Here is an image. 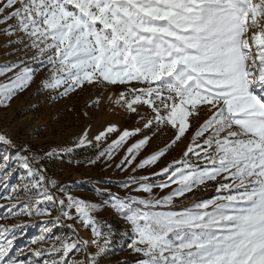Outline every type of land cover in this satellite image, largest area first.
Here are the masks:
<instances>
[{"label":"snow or ice","instance_id":"obj_1","mask_svg":"<svg viewBox=\"0 0 264 264\" xmlns=\"http://www.w3.org/2000/svg\"><path fill=\"white\" fill-rule=\"evenodd\" d=\"M258 16L264 17V0H0V25L5 26L0 32L17 37L8 43L21 44L18 33H23L29 41L24 48L35 50L31 61L50 66L49 76L41 81L43 87H63L61 95H68L85 84L125 85L118 102L133 113L139 106L153 113L143 129H159L163 124L176 130L171 142L139 167L155 164L176 145L200 107L211 113L197 127L181 160H173L157 173H170L158 186L176 184L171 193L160 199L114 198L112 208L125 214L133 226L136 238L128 247L146 257L139 264H264V32L252 34L251 43L246 35L249 27L258 26ZM38 71L24 60L0 64V75L13 73L9 82L0 84V104L6 105L17 90L28 87ZM134 81L143 86H131ZM116 130L110 125L95 139L100 141ZM141 131L125 129L100 156H110L111 149ZM86 136L80 137V146L91 143ZM150 139L145 135L128 153L138 151ZM0 143L15 146L4 134ZM190 154L202 163H192ZM18 159L31 187L43 188L41 170L27 156ZM8 168L5 157L0 169ZM213 181L219 185L217 192L228 194L180 211L151 210ZM140 187L151 193L152 185ZM39 196L56 202L47 188ZM68 199L81 222L91 227L94 237H100L90 215L96 205ZM10 233L11 228L0 225L4 241L0 264H26L18 258L22 254L10 256L16 238L7 239ZM89 243L97 246L94 255L85 261L65 259L73 250L87 251ZM108 243L107 237L103 244L93 238L32 251L37 258L59 254V259H45L44 264H99L98 257Z\"/></svg>","mask_w":264,"mask_h":264},{"label":"rangeland","instance_id":"obj_2","mask_svg":"<svg viewBox=\"0 0 264 264\" xmlns=\"http://www.w3.org/2000/svg\"><path fill=\"white\" fill-rule=\"evenodd\" d=\"M253 2L259 3V0ZM257 24V27H249L246 33L250 43L252 34L264 32V17L258 16ZM3 27L0 25V28ZM18 36L23 40L21 44H9V40L17 37H7L0 32V64L24 60L25 65L39 71L28 87L17 90L6 105L0 104V134L9 137L15 145L0 143V164L4 163L5 157L10 163V168L0 169V225L11 228L7 239H11L12 235L16 237L10 256L22 254L18 258L26 264L29 260L44 264L45 259H59V254L46 253L44 257L37 258L32 250H45L59 247L60 242L90 241L93 238L103 244L104 237H107L109 243L105 252L98 257L99 264H139L146 257L128 247L136 238L135 233L126 215L112 208L114 198L160 199L171 193L177 187L176 184L164 189L158 186L167 181L170 173H157L173 160H181L187 145L192 143L191 137L197 127L211 113L207 108L200 107L199 113L190 117V129L176 145L170 147L155 164L139 167L142 160L169 144L176 130L163 124L159 129H143V124L153 113L147 106H139L137 113H133L122 101L118 102L120 93L125 92V85L85 84L82 89H76L68 95H61L63 87H43L41 81L49 76L50 66L41 67L32 62L30 57L35 50L25 49L28 39L23 33H18ZM12 76L11 72L0 75V84L9 82ZM131 86L143 85L134 81ZM110 125H115L117 130L106 133L104 138L96 141L95 137ZM136 128L142 131L127 137L118 147L111 149L110 156H100L125 129L132 131ZM85 133L86 140L91 143L80 146V137ZM145 135L151 137L149 142L129 154L127 149ZM50 152L51 156L46 155ZM132 155H135V159H132ZM19 156L29 157L30 163L41 170L45 176L43 188H47L54 196L55 203L42 200L39 192L43 188L31 187L26 170L19 166ZM33 156L37 159L33 160ZM188 159L194 164L202 163L191 154ZM129 160L132 162L128 163ZM6 172L10 174L4 179ZM142 177L147 179L142 180ZM218 180H224V177H218ZM224 182L232 183L231 180ZM141 184L152 185L151 193L143 191ZM218 187L215 181L207 182L182 197H174L171 204L154 206L151 210L180 211L190 208L194 203L228 194L226 190L217 192ZM68 197L96 205L94 210H90V215L101 232L100 237H94L91 227L81 222L75 207H69L71 202ZM38 199L40 203H37ZM60 200L64 201L63 205L59 203ZM134 207L148 210L144 205L135 204ZM65 212L71 218L65 216ZM13 225L18 227L12 228ZM3 242L0 240V243ZM96 252L97 246L89 243L87 251L83 248L73 250L65 259L85 261Z\"/></svg>","mask_w":264,"mask_h":264}]
</instances>
